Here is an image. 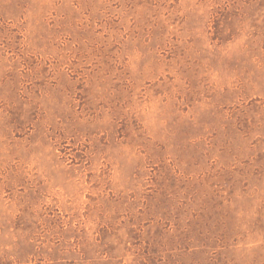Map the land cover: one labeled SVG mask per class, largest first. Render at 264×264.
I'll use <instances>...</instances> for the list:
<instances>
[{
    "label": "rangeland",
    "instance_id": "1",
    "mask_svg": "<svg viewBox=\"0 0 264 264\" xmlns=\"http://www.w3.org/2000/svg\"><path fill=\"white\" fill-rule=\"evenodd\" d=\"M0 264H264V0H0Z\"/></svg>",
    "mask_w": 264,
    "mask_h": 264
}]
</instances>
